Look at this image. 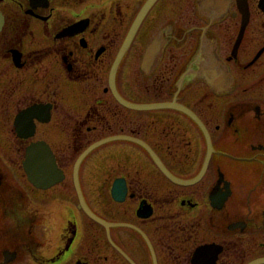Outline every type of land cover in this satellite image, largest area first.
I'll list each match as a JSON object with an SVG mask.
<instances>
[{
  "label": "flooded vegetation",
  "instance_id": "af4514ba",
  "mask_svg": "<svg viewBox=\"0 0 264 264\" xmlns=\"http://www.w3.org/2000/svg\"><path fill=\"white\" fill-rule=\"evenodd\" d=\"M0 16L7 115L59 177L2 199L28 259L0 264H264V0H0Z\"/></svg>",
  "mask_w": 264,
  "mask_h": 264
},
{
  "label": "rangeland",
  "instance_id": "374dc122",
  "mask_svg": "<svg viewBox=\"0 0 264 264\" xmlns=\"http://www.w3.org/2000/svg\"><path fill=\"white\" fill-rule=\"evenodd\" d=\"M11 77L12 70L8 68V64L0 61V112H4L1 116L2 119H0V260L3 263L20 262L28 258L27 253L22 248L18 250V248H13L12 246L18 243L16 239L22 236V233H25V231L16 230L23 225L16 222L11 211L14 207L12 199H2L8 195L9 197L15 195L14 191L15 189L18 190V188L28 195L31 193L30 185L26 182L28 180L22 168L23 148L27 141L23 142L17 136L11 120L12 111L10 110L7 115L9 109L5 108L7 102H16L14 100L15 96L11 97L10 95L13 89L11 85L15 83L11 80ZM28 206L29 202L26 200L23 208H27ZM35 228L38 227L35 225ZM31 233L33 234V228H31ZM35 236L39 238L41 234ZM6 240L9 242H6ZM5 242L6 244L9 243L8 247L13 250L4 248ZM12 253H15L14 256H11Z\"/></svg>",
  "mask_w": 264,
  "mask_h": 264
},
{
  "label": "water",
  "instance_id": "95a60500",
  "mask_svg": "<svg viewBox=\"0 0 264 264\" xmlns=\"http://www.w3.org/2000/svg\"><path fill=\"white\" fill-rule=\"evenodd\" d=\"M145 8H141L138 10L137 15L135 16L133 22L131 23L130 29L126 35V39L124 41V44L115 60L113 70L116 69V66L118 64V61L120 57L123 54V51L127 45V42L131 40L133 37L134 33L136 32L140 21L142 19V16L145 12ZM2 24V17L0 16V27ZM113 72H111L112 74ZM31 109H27V112H31ZM19 126L23 127L21 123H19ZM29 132H25V134L21 135H28ZM23 167L25 170V173L27 175L28 180L35 186L40 187V188H45L51 183L57 181L58 178H55V174L57 173V168L53 160L52 153L49 149V147L45 144L43 141H38L35 143H30L26 146L25 148V156L24 159L22 160ZM85 208V207H84ZM87 210V209H85ZM87 212H89L87 210ZM90 213V212H89ZM15 253H12L11 256H14ZM262 259L256 260L260 261Z\"/></svg>",
  "mask_w": 264,
  "mask_h": 264
}]
</instances>
